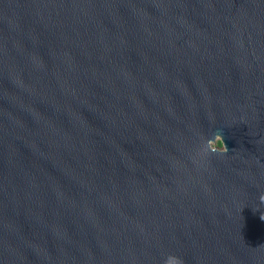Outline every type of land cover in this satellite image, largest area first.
<instances>
[{
    "label": "water",
    "instance_id": "water-1",
    "mask_svg": "<svg viewBox=\"0 0 264 264\" xmlns=\"http://www.w3.org/2000/svg\"><path fill=\"white\" fill-rule=\"evenodd\" d=\"M261 194L264 0H0V264H264Z\"/></svg>",
    "mask_w": 264,
    "mask_h": 264
},
{
    "label": "clouds",
    "instance_id": "clouds-1",
    "mask_svg": "<svg viewBox=\"0 0 264 264\" xmlns=\"http://www.w3.org/2000/svg\"><path fill=\"white\" fill-rule=\"evenodd\" d=\"M216 145H220L217 147ZM228 151L223 143V138L220 134H215L213 138L207 139L204 141L200 152L201 154H208V153H219L224 154ZM261 204H264V194H261L259 197ZM261 220H264V214L260 216ZM163 264H183V260L173 254H168L164 260Z\"/></svg>",
    "mask_w": 264,
    "mask_h": 264
},
{
    "label": "flooded vegetation",
    "instance_id": "flooded-vegetation-1",
    "mask_svg": "<svg viewBox=\"0 0 264 264\" xmlns=\"http://www.w3.org/2000/svg\"><path fill=\"white\" fill-rule=\"evenodd\" d=\"M217 147H219L220 145H216Z\"/></svg>",
    "mask_w": 264,
    "mask_h": 264
}]
</instances>
